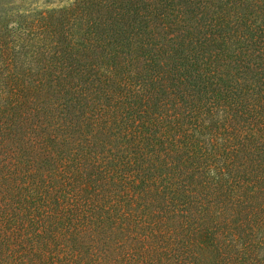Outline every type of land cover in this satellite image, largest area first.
<instances>
[{"label": "trees", "instance_id": "trees-1", "mask_svg": "<svg viewBox=\"0 0 264 264\" xmlns=\"http://www.w3.org/2000/svg\"><path fill=\"white\" fill-rule=\"evenodd\" d=\"M0 11V264H264V0Z\"/></svg>", "mask_w": 264, "mask_h": 264}, {"label": "rangeland", "instance_id": "rangeland-1", "mask_svg": "<svg viewBox=\"0 0 264 264\" xmlns=\"http://www.w3.org/2000/svg\"><path fill=\"white\" fill-rule=\"evenodd\" d=\"M75 0H0V11H30L34 9H60L72 5ZM9 12V13H12Z\"/></svg>", "mask_w": 264, "mask_h": 264}]
</instances>
